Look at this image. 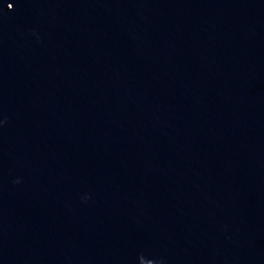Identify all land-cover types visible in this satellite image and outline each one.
<instances>
[{"label":"water","instance_id":"water-1","mask_svg":"<svg viewBox=\"0 0 264 264\" xmlns=\"http://www.w3.org/2000/svg\"><path fill=\"white\" fill-rule=\"evenodd\" d=\"M0 264H264V0H0Z\"/></svg>","mask_w":264,"mask_h":264}]
</instances>
